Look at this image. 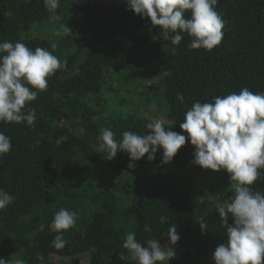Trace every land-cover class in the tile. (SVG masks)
Instances as JSON below:
<instances>
[{
  "label": "trees",
  "instance_id": "1",
  "mask_svg": "<svg viewBox=\"0 0 264 264\" xmlns=\"http://www.w3.org/2000/svg\"><path fill=\"white\" fill-rule=\"evenodd\" d=\"M215 7L224 20L223 39L207 50L188 48L192 37L186 33L173 45L174 33L134 14L126 0H59L55 16L44 0H0V42L47 48L67 60L69 70L79 67L76 75L57 70L47 90L25 106L36 112L34 126L0 122L12 143L0 155V188L15 197L0 210V258L12 264H41L38 256L42 264H136L123 248L127 233L135 232L141 243L159 240L171 224L180 239L170 264H198L227 242L216 206L229 202L236 182L223 169L193 164L195 146L187 139L170 163H161L158 149L152 161L145 154L133 169L126 152L109 159L98 147L102 128L119 140L124 131L143 134L147 123L162 118L166 131L187 137L180 124L194 102L243 87L264 93V0H219ZM62 24L74 39L56 35ZM143 72L147 81L139 78ZM252 187L264 191V181ZM60 208L79 216L57 250L49 225Z\"/></svg>",
  "mask_w": 264,
  "mask_h": 264
},
{
  "label": "clouds",
  "instance_id": "2",
  "mask_svg": "<svg viewBox=\"0 0 264 264\" xmlns=\"http://www.w3.org/2000/svg\"><path fill=\"white\" fill-rule=\"evenodd\" d=\"M126 2L129 10L142 18H149L151 25L174 33L171 36L173 45L178 46L185 33L192 37L187 45L190 49L212 50L222 42L224 20L215 7L219 0ZM44 3L55 16L59 0H44ZM186 12H190V18L185 16ZM56 35L74 39L72 30L65 24L60 26ZM57 47V43L51 44L53 50ZM57 70L76 75L79 67L74 65L69 70L67 60H60L47 48L33 50L21 41L0 42V122H26L28 126H34L36 112L31 108L26 110L25 106L37 98L39 91L47 90V78ZM176 98L183 103L180 93ZM165 127L156 119L146 124L145 133L124 131L119 140L110 128H102L98 147L100 151L107 149L109 159L115 158L118 150L126 152L131 161L127 167L133 169V162L145 154L152 161L158 149L162 150L161 163H170L187 139L195 146L193 164L212 171L223 169L230 174L231 181L236 182L229 202L216 206L227 242L219 244L213 254L208 255L212 256L214 264H264V191L252 187L258 180L264 181V171H261L264 169V93L243 87L239 93L215 96L212 102H194L180 124L187 137L166 131ZM11 148V138L0 132V155L10 152ZM14 199L12 194L0 188V210L6 209ZM78 216V212L66 208H60L54 214L49 227L56 233L52 241L55 249L65 247L67 241L63 231L74 227ZM230 218L231 224L228 223ZM198 222L201 229H206L203 217ZM44 227L41 224L39 230L43 231ZM145 231L150 229L145 228ZM167 237L168 243L163 246L156 238L141 243L136 239V233L130 231L123 248L136 264H168L176 256L173 245L180 239L174 224L168 228ZM85 255L90 256V253ZM37 260L42 264L44 257L38 256ZM0 264L12 262L0 258ZM14 264H25V261L17 259Z\"/></svg>",
  "mask_w": 264,
  "mask_h": 264
},
{
  "label": "rangeland",
  "instance_id": "3",
  "mask_svg": "<svg viewBox=\"0 0 264 264\" xmlns=\"http://www.w3.org/2000/svg\"><path fill=\"white\" fill-rule=\"evenodd\" d=\"M98 2L99 1H103L104 2V0H97ZM107 2H109V3H117V4H119V0H107ZM147 72H143V74H141V76L139 77V78H143L144 80H148V79H146L147 77ZM160 117V116H159ZM162 121L163 122H167V121H165V120H163V118H162ZM158 242L161 244V246H163V245H165L166 243H168V237H167V234L166 235H164V236H162L159 240H158ZM177 244V243H176ZM176 244L175 245H173V248H175V246H176ZM88 256V255H87ZM65 261H63L64 263H67L68 262V260L67 259H64ZM53 262L54 263H58V262H56V259H54L53 260ZM87 262H88V259H83L82 260V264H87ZM168 264H170V261L168 262ZM199 264H214V260L212 259V256L211 255H207Z\"/></svg>",
  "mask_w": 264,
  "mask_h": 264
}]
</instances>
